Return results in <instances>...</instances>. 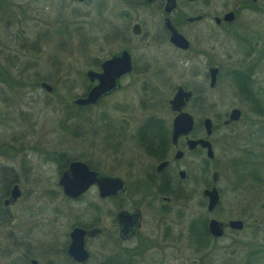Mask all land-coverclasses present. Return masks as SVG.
Wrapping results in <instances>:
<instances>
[{
  "label": "rangeland",
  "instance_id": "rangeland-1",
  "mask_svg": "<svg viewBox=\"0 0 264 264\" xmlns=\"http://www.w3.org/2000/svg\"><path fill=\"white\" fill-rule=\"evenodd\" d=\"M130 1H0V197L4 192V176L11 177L9 173L13 171L22 189L17 203L21 208L20 218L11 217L7 225H0V264L17 262L19 253H15L12 245L13 234L19 221L23 226L25 221L33 219L32 203H37L45 215L53 214L54 204L66 208L65 196L59 187L55 188L56 192L47 189L58 176V160L52 162L43 158L44 150L61 152L64 149L67 154H61V162L66 157L81 156L89 149L93 152L84 156L102 152L111 140L112 118L127 116L138 124L152 112L168 123L173 112L167 100L178 84L199 90L187 109L197 122L204 116L213 119L211 138L215 159L210 164L205 163L203 152L185 156L183 167L190 171L191 177H197L194 195L185 203H171L167 210L154 206L145 210V227L128 246L139 249L136 260L144 264H247V254L252 249L256 257L250 264H264V109H258L244 98L237 84V79L241 83L242 78L237 75L235 79L231 72L241 68L240 59L244 56L238 40L242 38L241 29L247 30L244 31L247 36L254 33L252 36L259 40L254 46L264 49V0L256 1L259 10L254 13L242 10L234 25L219 28L211 20L192 27L184 25L181 29L192 44L188 51L177 50L159 34V9L155 4H136L135 1L131 4ZM241 2L244 1L201 0L197 5L214 13L235 8ZM18 16L21 17L19 22ZM134 21H139L143 32L147 33L140 42L138 36H132L131 43L139 44L136 55L149 59V76L126 79L121 91L99 105L73 104V98L83 94L90 83L87 69H96L97 59L108 56L123 44L124 38L111 34L112 26L123 27L126 23L130 26ZM243 21H247L244 27L240 23ZM147 40L150 43L145 46ZM138 57L140 60L143 56ZM260 60L259 76L252 90L263 104L264 51ZM210 65L221 68L214 88L209 87ZM42 80L51 83L54 90L48 92L43 88ZM143 83L146 84L144 89ZM255 85L260 86L262 92L256 93ZM145 91L155 101V108L142 105ZM163 98H166L164 103L159 104L157 99ZM123 102L129 104L128 115L115 107ZM232 107L241 108V118L225 125L223 120ZM91 140L95 145H90ZM39 149L43 151L40 153ZM128 158H132L133 165L147 162L144 152L137 147L124 160ZM111 159L102 157L105 170L110 168ZM205 165L209 170L203 169ZM251 167L259 171L254 174ZM119 168L124 169L120 164ZM212 168L221 172L217 184L222 200L213 213H208L202 188ZM255 175L259 179L255 180ZM93 193H87L85 199L92 198ZM210 215L224 220L243 218L246 223L240 231L227 228L226 234L217 240H202L195 233L194 221L199 223ZM158 221V231L153 234L145 231L148 226L150 229L149 224ZM21 239L28 240L27 237ZM101 249L92 245L96 259L106 253ZM119 253L118 256L124 254ZM40 257L45 262L46 257Z\"/></svg>",
  "mask_w": 264,
  "mask_h": 264
},
{
  "label": "flooded vegetation",
  "instance_id": "flooded-vegetation-1",
  "mask_svg": "<svg viewBox=\"0 0 264 264\" xmlns=\"http://www.w3.org/2000/svg\"><path fill=\"white\" fill-rule=\"evenodd\" d=\"M133 1H135L136 4L137 2L142 4H155L156 8L159 9V34H162V37L165 40H168V42L173 47L180 51H188L192 48L191 40L181 29L184 25L192 27L193 25H196L197 23H200L202 21L211 20L213 25L221 28L227 25H234L241 16L242 10L247 9L250 13H254L259 10L258 6L255 5L257 0H243L244 2L239 3L235 8H225L220 12L214 13L211 11H204L202 9V6H198L197 4L200 3L201 0H175V5L169 11H167L165 8L167 0H131L130 3H134ZM228 11H232L233 15L230 18L225 19L224 14ZM216 17H218L219 19L217 20ZM167 19L176 28L177 31L181 32L189 40L190 44L187 48L179 47L170 40L171 32L167 26ZM20 20L21 17L18 16L17 21L19 22ZM135 23H138V28H136L138 31L134 30ZM240 23L244 27L247 24V21H243ZM126 24H124L123 27H116V25H114L115 27L112 26L113 31H111V34H113L115 38H124L123 44L121 43L120 45H118L119 47L111 51L108 56L100 57L99 59H97V68L95 69L97 71H101L103 60L111 56L112 54L117 53L122 49L129 50L131 58V68L128 71L120 74V86L103 95L95 103L76 104L72 100L73 104L83 107L99 105L101 102H104L107 97L112 96L118 91H121L126 79L149 76V59H145L144 55L142 54L136 55V53L134 52L139 44L134 45L131 43L133 39L132 36H138L140 42L145 39L147 33L143 32L142 25L139 21L132 22L130 26L127 25L128 27L126 26ZM241 30L242 38L238 40L240 41L241 50L242 52H244V56L240 59L241 68L232 70V76L235 79L237 75L242 78L241 83L237 79V84L244 98L247 97L246 100L250 101V103L252 102L258 109H264V103H261L258 95L255 96V92L252 90L253 84H256L257 81L256 76H259V74L257 75V73L259 71L262 51H264V49H257L256 46H254L259 41L257 38L252 36L254 34V31L252 32L253 34H249L250 36L248 35V37L244 32L247 30ZM22 31L23 30H20V33H23ZM149 43L150 41L147 40L145 42V46H148ZM138 56L143 57L139 60L140 57ZM213 66H217L218 70L216 73L215 84L211 86L210 68ZM220 72L221 68L219 65H210L208 67L207 73L209 75V87L214 88L215 86H217ZM96 82L97 80L90 81L86 91L81 95H85L92 84ZM179 85L191 91V96L189 97L185 105V109L188 110V104L190 103V101H193L197 98L199 90H192L190 88H187L183 84H178L175 90ZM142 86L143 89L146 88L145 83H143ZM255 87L256 93L262 92L260 86L255 85ZM52 90H54V88ZM52 90L48 92H52ZM250 96H252V99H250ZM170 98H168L167 101L170 109L173 112V116L168 123L165 122V119L163 117L158 116L157 114H153L152 112L143 122L138 124H134L135 122H137V120L131 119L127 116H122L116 119L112 118L110 129L111 135L109 138L111 140L107 142L105 149L103 148L102 152L96 151V153L94 152V155L90 154V156H84L86 154H89L90 152H93L91 149H86L88 151L85 152V154L74 157L72 159H67V161L65 158V160L61 162V154L62 156L64 154H67L64 149L61 152L55 150L53 151L52 149L49 152H47L48 150L46 149L44 150L45 153L41 154L43 158H48L52 162L58 160V164L56 163L58 176L56 178V181L53 183L54 185H47V189L49 188V190L56 192L55 188L59 187L60 191H62L65 196L66 208L64 207L63 209L59 206V204H54L52 207L53 214L45 215L43 214L42 209L38 208L37 203H35V205L34 203H32L31 211L33 214V219L25 221V224L23 226H20L22 224L21 221H19L16 227V231L13 234L12 245L14 247L15 253H19L17 255V262L15 261L16 264H36L33 262V259L38 262L37 264H101V262L103 261L110 262L112 264H123L126 261H132L134 264H144L143 262L136 260L137 252L139 251V249L137 247H129L128 245L129 243L135 241V239L141 234V231L145 227V210L153 206L158 207V209L167 210L170 209L171 203L177 201L182 204L192 198L195 193L197 177H191L190 171L187 168L183 167L182 160L185 156L193 153L203 152L205 154V163L210 164L214 162L215 159V148L213 140L211 138L214 133V122L210 116H208L212 121V132L210 135H206L204 119L207 116H204L198 122L194 118V127L192 131L188 134L180 135L177 141L175 143L173 142L172 122L175 111L170 106ZM158 99L160 98L158 97ZM158 99L157 101L159 102V104H163L164 102L162 101H165L166 98H163L162 100ZM118 104H116L115 107L120 110L123 109V111L126 112V115H128V102H123L120 104V106ZM142 105L148 106L150 109H153L156 106L155 101H153L152 97L148 96V93L146 91L145 97L142 98ZM230 110L229 112H227V116L223 120V124L225 125H230L237 121L235 120L231 122H225V120L229 117ZM199 137H205L210 140L213 149V156H208L206 147L201 146L200 144H196L192 147L189 145V138ZM90 145H95L92 140ZM135 147L140 148L144 152V155L147 158V162L141 161V164L133 165L132 158L124 160V158L128 157L129 152L132 151V149ZM178 150L182 151V154L176 157L175 155ZM39 151L41 153L43 149H39ZM108 156L112 158L111 164L110 168L108 170H105L106 166L103 164L101 159L102 157ZM148 158L151 160H148ZM74 159L85 162L88 168L91 170L100 171L110 176L121 177L124 182L125 189L123 191L101 196L99 194L98 184L96 182H92L84 191H82L77 196L65 193L63 190V185L60 182V178L63 174V171L68 167V163ZM248 160L249 159H247V163L249 162ZM162 161H167V163L159 168L158 165ZM242 162H245V159H243ZM119 164L123 165L124 169L119 168ZM204 167L205 168L203 169L205 171L209 170L208 165H205ZM214 170L218 171L216 186L220 193V200L213 208V210H207L208 213H213L222 200L221 189L217 184L221 178V172L218 169L212 168L210 178L206 176L204 180V183L206 185L202 188V193L205 188H209L213 185ZM249 170L250 169L247 170L248 175ZM256 171H259V169L254 168V174ZM9 174H11V177L4 176V178L6 177L4 182V192L0 197V225H7L10 222L11 217H19L18 214H20L21 212V208H18L17 203L20 201L22 189L17 181L16 172L13 171V173ZM254 179H259V177L255 175ZM15 184H18L20 188L19 196L15 201L5 203V199L10 195L11 189ZM189 184H191V186H189ZM92 191H94L93 197L90 199H85L86 194ZM134 195L137 198H135ZM203 195L206 198L207 205V195L204 193ZM107 202L110 203L109 206L108 204H106ZM121 209L128 211L139 209L140 218L138 224L136 225V222L134 223V221L131 219L124 223L120 222L118 212ZM211 217L216 216L210 215L206 220V231H204V235L200 237V239L202 240H217L226 234L227 228L234 231H240L228 226L227 221L230 218L224 220L216 217L217 219L223 220L225 222V228L224 232L221 235L215 237L208 228V222ZM133 218L134 217L132 216V219ZM165 220L166 219H164V221ZM194 222L197 228L200 223L197 222V224L196 221ZM149 225L150 229L148 226L145 231H151L152 234L153 231L160 229L159 221L157 222V224L153 222ZM166 226L170 227V225L167 224ZM75 228H82L83 230H85L82 236V241L83 246L88 251V256L84 259H80L75 251V247L71 246L73 242L72 232ZM90 230H92V232H89ZM21 237H27L28 240L23 242V239H21ZM33 239H35V242H33ZM98 239L100 241L96 242V240ZM104 240L105 243L103 242ZM150 242H152L151 239ZM92 245L93 248H102L103 251H106V253L104 252L99 254V258L96 259L95 252L92 250ZM70 248H72L73 252L70 250ZM147 249L148 248H146L145 250ZM119 252H123V256H118L119 254H121ZM42 255L46 257L45 262L41 261L40 256Z\"/></svg>",
  "mask_w": 264,
  "mask_h": 264
},
{
  "label": "water",
  "instance_id": "water-1",
  "mask_svg": "<svg viewBox=\"0 0 264 264\" xmlns=\"http://www.w3.org/2000/svg\"><path fill=\"white\" fill-rule=\"evenodd\" d=\"M76 1H85V0H76ZM175 5V0H167L166 10L169 11ZM233 15L232 11H228L224 14V18L228 19ZM218 20L219 18L216 17ZM167 26L171 32L170 40L177 46L182 48H187L190 44L189 40L170 23L167 19ZM138 23L134 24V30L138 31ZM102 70L97 71L93 68H88L86 73L90 81L97 80L96 83L92 84L85 95H80L73 98V102L76 104H86V103H95L103 95L109 93L113 89L120 86L119 76L125 71H128L131 68V58L129 50L122 49L117 53L112 54L111 56L105 58L102 62ZM217 66L210 68V85H214L216 81ZM41 86L47 91H51L53 86L51 83L42 80L40 82ZM191 96V91L185 89L183 86L179 85L175 90L174 94L170 98V106L175 111L172 122V140L175 143L180 135L188 134L192 131L194 127V117L193 115L185 109L187 100ZM241 116V109L239 107H233L230 110L229 117L225 122H231L238 120ZM206 135H210L212 132V121L210 117H205L204 119ZM189 145L192 147L196 144L206 147L207 155L213 156V149L211 142L208 138L199 137V138H189ZM182 151L178 150L176 157L180 156ZM167 161H162L159 163L158 167L164 166ZM183 174V172H182ZM218 171H213V185L209 188H205L203 193L207 195V210L211 211L216 206L220 200V193L216 186ZM60 182L63 185V190L65 193L73 196L79 195L84 191L90 183L96 182L99 187V194L105 196L112 194L114 192L123 191L124 182L119 176H110L100 171L91 170L88 168L87 164L81 160L74 159L68 163V167L63 171V174L60 178ZM20 194V188L18 184L13 185L10 195L5 199V203L13 202ZM120 222L124 223L129 219L133 220L136 225L138 224L140 218V210L135 209L134 211L128 210H119L118 212ZM132 216L134 217L132 219ZM227 224L230 228L236 230H242L245 226V221L242 218H230L227 221ZM208 228L210 232L216 237L221 235L224 232L225 222L223 220L217 219L216 217H211L208 222ZM85 230L82 228H75L72 232L73 242L72 247H75V251L78 254L80 259H84L88 256L87 249L83 246L82 236ZM89 232H92L90 230ZM76 236V237H75ZM75 237V238H74ZM72 251V248H70ZM70 251V252H71ZM73 252V251H72ZM34 263H38L33 259ZM101 264H112L110 262L103 261ZM123 264H134L132 261H126Z\"/></svg>",
  "mask_w": 264,
  "mask_h": 264
},
{
  "label": "trees",
  "instance_id": "trees-1",
  "mask_svg": "<svg viewBox=\"0 0 264 264\" xmlns=\"http://www.w3.org/2000/svg\"><path fill=\"white\" fill-rule=\"evenodd\" d=\"M67 159H68V157H66V160ZM199 223H200V225H198V227L196 228L195 233L197 235H199V236H202V235H204V231H206V220L203 219V221L202 222L199 221ZM254 252H256L255 249H252V250L248 251V254H247L248 255V260L247 261L248 262H246L247 264H250L253 261L252 258L256 257Z\"/></svg>",
  "mask_w": 264,
  "mask_h": 264
}]
</instances>
